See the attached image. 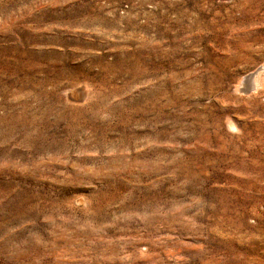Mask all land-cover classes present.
<instances>
[{
  "label": "rangeland",
  "instance_id": "obj_1",
  "mask_svg": "<svg viewBox=\"0 0 264 264\" xmlns=\"http://www.w3.org/2000/svg\"><path fill=\"white\" fill-rule=\"evenodd\" d=\"M0 264H264V0H0Z\"/></svg>",
  "mask_w": 264,
  "mask_h": 264
},
{
  "label": "bare ground",
  "instance_id": "obj_2",
  "mask_svg": "<svg viewBox=\"0 0 264 264\" xmlns=\"http://www.w3.org/2000/svg\"><path fill=\"white\" fill-rule=\"evenodd\" d=\"M262 76V75H261ZM253 74L247 75L245 76L243 79H241V81L239 82L240 86L237 85L238 88L242 89L243 86H245V84L251 79H253ZM262 79V78H261ZM263 82V81H262ZM255 85V84H254ZM253 88V87H252ZM241 91H245L244 89H242Z\"/></svg>",
  "mask_w": 264,
  "mask_h": 264
}]
</instances>
